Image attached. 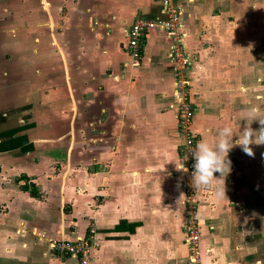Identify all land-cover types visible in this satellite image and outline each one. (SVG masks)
<instances>
[{
	"label": "crops",
	"instance_id": "crops-1",
	"mask_svg": "<svg viewBox=\"0 0 264 264\" xmlns=\"http://www.w3.org/2000/svg\"><path fill=\"white\" fill-rule=\"evenodd\" d=\"M42 1L39 7L34 0H0V264H76L36 234L80 239L91 221V264H186L183 193L168 181L179 164L169 41L149 33L133 70L125 50L128 26L136 16L160 18V3L71 0L65 23L62 2L47 0L46 10ZM177 4L192 59L196 140L213 141L224 125L238 134L250 106L264 109V57L250 66L257 72L249 81L232 78L238 49L222 38L235 31L240 11H261L264 0ZM79 9L85 12L78 15ZM39 20L48 24H31ZM39 29L48 31L53 48L47 57ZM67 30L73 50L60 41ZM78 119L82 141L74 137ZM252 127L258 129V121ZM252 148L254 156L233 147L219 194L200 189L197 196L208 242L204 264H219L213 261L219 257L223 264H264V145ZM92 197L100 202L94 205Z\"/></svg>",
	"mask_w": 264,
	"mask_h": 264
},
{
	"label": "built area",
	"instance_id": "built-area-1",
	"mask_svg": "<svg viewBox=\"0 0 264 264\" xmlns=\"http://www.w3.org/2000/svg\"><path fill=\"white\" fill-rule=\"evenodd\" d=\"M178 0H158L161 6V17L149 19L145 16H136L127 30V44L125 50L130 59L132 67L137 66L142 56V43L144 38L151 32L164 34L169 41L171 64L173 68V96L176 107V136L181 141L178 146V167L184 166L187 171H175L170 173L180 176L181 185L185 192H190L191 173L194 160L189 153L196 143V135L193 131L194 108L189 100L191 79L189 67L191 55L186 48V34L182 25V12L177 4ZM96 202L98 199L95 197ZM194 198L185 196L183 206L189 208V216L184 225L183 241L187 248L186 264H204L200 251L199 226L200 220L193 210ZM36 240L43 241L49 249L58 256L72 258L76 264H91V256L96 244V227L94 221L88 224L85 235L80 239H48L43 234H36Z\"/></svg>",
	"mask_w": 264,
	"mask_h": 264
},
{
	"label": "rangeland",
	"instance_id": "rangeland-1",
	"mask_svg": "<svg viewBox=\"0 0 264 264\" xmlns=\"http://www.w3.org/2000/svg\"><path fill=\"white\" fill-rule=\"evenodd\" d=\"M34 2L36 4V6L40 7L39 0H34ZM60 2H62V8H61V12H60L61 13V20L63 18H66L65 23H67V19L70 16H68V11L69 10L67 9L68 6L66 4H68L70 8L73 5H72L71 0H58L57 4L60 3ZM81 2L82 1H79V6H82ZM42 4L44 5V8L46 10L49 9L50 3L47 0H43ZM55 6H56V4H53V7H55ZM73 8H74V6H73ZM263 8H264V6H263ZM29 9H31V11H29L30 13L34 12L33 8L31 6H29ZM81 10H83V9H79L77 11V12H80V13H77L78 15H81V14H83L85 12V11L81 12ZM236 10L239 11L238 8ZM251 10H252V12L250 13V15H247V16H245L246 12H244L243 10L240 11V15L241 16L238 17V19H237L238 21H234V23L231 25V26L235 25V29H234L235 31L233 30L234 32L226 33L228 35V37H224V34H223V38H222L223 39L222 41L225 42V44H232L233 46H237V49H238L237 50V63L235 65L237 67V69H236L237 74H236V76H232V78H237L238 80L241 77H246L247 81H249V77H250V79L253 78L252 76H255L257 70H256V68L254 70L251 69L250 66L254 67L255 66L254 65L255 62H259L260 60H262V57H264V9H262L260 11V10H257V8H256V10L254 8H252ZM256 11H258V12H256ZM62 16H63V18H62ZM84 16H81V18H84ZM57 23H58V21H57ZM248 23H250L248 29L247 30L246 29L241 30L243 28V26L244 27L248 26ZM31 24H33V25H38L39 24L40 26L41 25H45L46 26L48 23H47V21L45 22V21H40L39 20V22L35 21V22L31 23ZM62 24H63V22H62ZM41 30L42 29H39L37 34H38V36H39V38L41 40L40 41L41 44L43 45V49H44L43 51L45 52L43 55L45 57H47L49 54L53 53V51L52 52L50 51L51 49L53 50V48H49L50 44H49V41L47 40L48 31H46V32L44 31L42 33ZM197 30L202 36H203L204 33H207V32H204V30L201 27L199 28V26H197ZM211 30H213V29H211ZM45 35H46V38H45ZM71 36H72V33H70V30H67L66 33H65V37L63 39H60V41L63 40L62 42H63V44L65 46H67L66 48L69 47V48H71L73 50L74 49V40H72ZM214 39L215 38H213V40ZM216 40H217V38L213 41V44L219 46L218 49L220 51L221 50L224 51V49L221 48L223 43H219L220 45H218L217 44L218 41L216 42ZM76 44L78 45V41H76ZM242 51H245V52H242ZM251 54H252V56H251ZM51 62L55 63V61H53V60ZM82 64H85V63H82ZM137 66H139V65H137ZM137 66L132 67L131 70H133V68H136ZM221 69L223 70V67H221ZM224 69H225V67H224ZM224 71H226V73H228L227 70H224ZM262 72L264 73V66H263V71ZM135 77H137V76L133 75V79ZM190 93L192 94V81H191ZM191 94L189 96V100H191V97H192ZM125 100L126 99H123V102H125ZM78 101H80L79 98H78ZM78 120H79L78 122L81 123L82 120L81 119H78ZM83 124H84V122H82L81 124H78L77 128H75L74 137L76 138L77 141H82L86 137L85 132H84V128H83L84 127ZM100 131H101L100 128L98 130L97 129L94 130L93 135L94 136L98 135L100 133ZM112 132L116 133L117 129L114 128V130H112ZM197 138H198V136H197ZM177 140H178L177 141V145H178L181 141L178 138H177ZM78 144H81V143H78ZM63 174H64V171H63V169H61V175L63 176ZM168 177H169L168 181H171L172 184H174L179 190L182 191V193H183V196H182V199H181L182 201H184L185 196H189L190 198L193 197L194 200H196V201H194V203L192 202V204H195V205H194L193 210H192L191 213L197 214L196 218L198 220H200V204H199V201L197 199L198 198L197 196L199 195V192H201V191L200 190L197 191L195 188L192 187L190 192H185L184 190H186V189L183 188L184 187L183 184L181 185L180 176H178V175L175 176L174 175L173 178H170V176H168ZM201 189H203L202 191L205 190L204 191L205 194H208L209 189H206V188H201ZM94 198H93L94 205L96 203L100 202V198L99 197H96L98 199L97 202H96V200H94ZM67 199H68V201L70 200V198H66V200ZM70 205H71V203L70 204L69 203L64 204V212H65V214H69L70 213V211H71ZM183 209L184 210L182 211V215L179 213V210L175 214H176V216L177 215L178 216L181 215V217H182V226H183V230H184L185 221H186V219L189 216V208L183 206ZM230 215L231 214L229 212L228 217H230ZM176 216H174V219L176 218ZM199 230H200L199 231L200 251H201V254H202V257H203V261H204V255L207 253L206 252L207 249H205V247L207 246L208 242H204L202 240V236H201L202 226L201 225L199 226ZM183 238H184V234H183ZM183 246L185 248L186 258H187V248H186V245H185L184 241H183ZM60 257H65V256H60ZM224 259H225V257H224ZM73 261H75V260H73ZM213 261H218L219 264H223L224 263V261L221 260L220 257H219V259H217V260L214 259ZM75 263H76V261H75Z\"/></svg>",
	"mask_w": 264,
	"mask_h": 264
},
{
	"label": "clouds",
	"instance_id": "clouds-1",
	"mask_svg": "<svg viewBox=\"0 0 264 264\" xmlns=\"http://www.w3.org/2000/svg\"><path fill=\"white\" fill-rule=\"evenodd\" d=\"M244 121L245 126L243 130L239 129L238 134L232 126L224 125L216 130L213 141L201 139L190 149L194 160L191 186L197 191L201 188L214 189L219 194L218 182L230 169L228 154L233 147L239 146L246 155L254 156L252 145H264V109L258 105L250 106ZM257 121L260 127L254 129L252 124ZM234 137L237 138L234 140ZM177 170L187 171L184 166L177 167ZM216 173H220L221 178H217Z\"/></svg>",
	"mask_w": 264,
	"mask_h": 264
}]
</instances>
